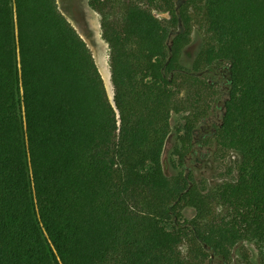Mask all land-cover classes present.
<instances>
[{"label": "trees", "instance_id": "16d2710c", "mask_svg": "<svg viewBox=\"0 0 264 264\" xmlns=\"http://www.w3.org/2000/svg\"><path fill=\"white\" fill-rule=\"evenodd\" d=\"M89 6L110 49L113 100L58 0H0V264H231L248 245L264 264V0ZM195 18L203 38L188 61ZM224 68L216 124L218 91L204 76ZM185 111L179 170L205 120L218 151L237 156L217 184L165 172Z\"/></svg>", "mask_w": 264, "mask_h": 264}, {"label": "rangeland", "instance_id": "374dc122", "mask_svg": "<svg viewBox=\"0 0 264 264\" xmlns=\"http://www.w3.org/2000/svg\"><path fill=\"white\" fill-rule=\"evenodd\" d=\"M186 1L187 0H175V3L179 8H182ZM58 3L62 13L69 19L88 43L104 78L109 94L108 96L113 99L114 90L111 82L110 49L102 35L100 15L91 9L89 0H58ZM153 14L163 21L170 19L168 13L154 11ZM202 38L200 25L195 18L193 19L192 43L185 55L188 61L193 60V55H196L200 48ZM204 78L210 84H213L218 91L217 97H214L215 99L213 100H209L211 103L209 113L212 120L216 124H219L223 115V100L227 88V81L229 80V69L224 68L221 74H217V72H208L205 74ZM188 119H192L190 111H185L173 117L174 132L170 138H168L169 140L166 144L163 161L166 174L168 176H173L180 172L191 174L194 180L206 182L209 185L217 184L221 182V180L228 178V175H230L231 170L234 168L237 156L223 154L218 151L215 142L208 139V136L214 135V132L211 129L212 127L208 128L206 120L197 124L195 134L199 144H197L196 151L190 157L185 169L179 170L175 151L179 141L178 138L183 134V132L180 133L179 130L183 128ZM193 216L194 212L192 210L184 212V219H191ZM183 251L187 252L185 246L183 247ZM240 253L235 252L231 264L262 263L258 249L253 245L246 246L244 254H246L247 258ZM213 263L222 264L219 259H215Z\"/></svg>", "mask_w": 264, "mask_h": 264}, {"label": "flooded vegetation", "instance_id": "af4514ba", "mask_svg": "<svg viewBox=\"0 0 264 264\" xmlns=\"http://www.w3.org/2000/svg\"><path fill=\"white\" fill-rule=\"evenodd\" d=\"M208 128H211V126L208 125ZM211 129H212V131H213L214 133L216 132V128H215V127H212Z\"/></svg>", "mask_w": 264, "mask_h": 264}, {"label": "water", "instance_id": "95a60500", "mask_svg": "<svg viewBox=\"0 0 264 264\" xmlns=\"http://www.w3.org/2000/svg\"><path fill=\"white\" fill-rule=\"evenodd\" d=\"M113 100V99H112Z\"/></svg>", "mask_w": 264, "mask_h": 264}]
</instances>
